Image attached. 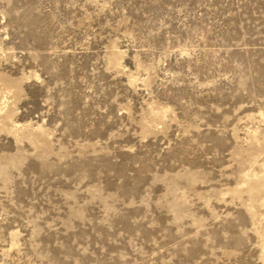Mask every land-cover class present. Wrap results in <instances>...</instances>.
Listing matches in <instances>:
<instances>
[{
	"label": "rangeland",
	"instance_id": "374dc122",
	"mask_svg": "<svg viewBox=\"0 0 264 264\" xmlns=\"http://www.w3.org/2000/svg\"><path fill=\"white\" fill-rule=\"evenodd\" d=\"M0 264H264V0H0Z\"/></svg>",
	"mask_w": 264,
	"mask_h": 264
}]
</instances>
